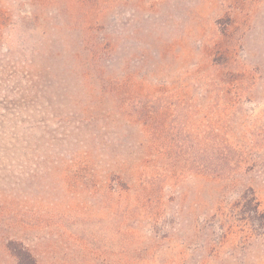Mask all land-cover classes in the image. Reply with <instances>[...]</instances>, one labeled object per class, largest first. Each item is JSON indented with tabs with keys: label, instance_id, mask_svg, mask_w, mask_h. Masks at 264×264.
<instances>
[{
	"label": "rangeland",
	"instance_id": "rangeland-1",
	"mask_svg": "<svg viewBox=\"0 0 264 264\" xmlns=\"http://www.w3.org/2000/svg\"><path fill=\"white\" fill-rule=\"evenodd\" d=\"M264 264V0H0V264Z\"/></svg>",
	"mask_w": 264,
	"mask_h": 264
},
{
	"label": "trees",
	"instance_id": "trees-1",
	"mask_svg": "<svg viewBox=\"0 0 264 264\" xmlns=\"http://www.w3.org/2000/svg\"><path fill=\"white\" fill-rule=\"evenodd\" d=\"M9 248L17 257L18 264H38L35 255L23 242H10Z\"/></svg>",
	"mask_w": 264,
	"mask_h": 264
}]
</instances>
